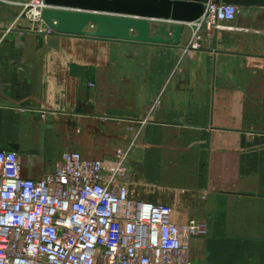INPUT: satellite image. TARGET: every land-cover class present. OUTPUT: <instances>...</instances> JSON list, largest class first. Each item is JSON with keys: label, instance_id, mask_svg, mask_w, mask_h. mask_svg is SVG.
I'll return each mask as SVG.
<instances>
[{"label": "crops", "instance_id": "obj_1", "mask_svg": "<svg viewBox=\"0 0 264 264\" xmlns=\"http://www.w3.org/2000/svg\"><path fill=\"white\" fill-rule=\"evenodd\" d=\"M19 1L0 0V149L21 175L126 149L141 194L204 222L194 264H264V7L160 45L34 30Z\"/></svg>", "mask_w": 264, "mask_h": 264}, {"label": "built area", "instance_id": "obj_2", "mask_svg": "<svg viewBox=\"0 0 264 264\" xmlns=\"http://www.w3.org/2000/svg\"><path fill=\"white\" fill-rule=\"evenodd\" d=\"M45 7L28 0L18 20L41 31ZM238 11L209 1L194 24L211 27ZM125 159L124 150L104 159L65 152L52 171L26 178L20 154L0 149V264H194L190 240L206 233L204 222L141 194Z\"/></svg>", "mask_w": 264, "mask_h": 264}, {"label": "water", "instance_id": "obj_3", "mask_svg": "<svg viewBox=\"0 0 264 264\" xmlns=\"http://www.w3.org/2000/svg\"><path fill=\"white\" fill-rule=\"evenodd\" d=\"M209 1L264 7V0H44L41 19L59 34L177 45L183 26L198 20Z\"/></svg>", "mask_w": 264, "mask_h": 264}, {"label": "rangeland", "instance_id": "obj_4", "mask_svg": "<svg viewBox=\"0 0 264 264\" xmlns=\"http://www.w3.org/2000/svg\"><path fill=\"white\" fill-rule=\"evenodd\" d=\"M27 1H28V0H21V1H19L21 7H22V4L26 3ZM239 13H241V10L239 11ZM17 19H18V17H17ZM22 20H24V21H26V22H29V21H27V20L24 19V18H22ZM29 23H30V22H29ZM217 24H218V22H217ZM212 28H213L212 26H211V27H208L206 24L200 26L199 28H197V26H194V29H196V31H198V30H204V31H206V30H208V29H212ZM122 150L126 151V149H122ZM116 154H117V153H116ZM126 155H127V151H126Z\"/></svg>", "mask_w": 264, "mask_h": 264}, {"label": "bare ground", "instance_id": "obj_5", "mask_svg": "<svg viewBox=\"0 0 264 264\" xmlns=\"http://www.w3.org/2000/svg\"><path fill=\"white\" fill-rule=\"evenodd\" d=\"M36 0H34V2H35ZM212 24V23H211Z\"/></svg>", "mask_w": 264, "mask_h": 264}]
</instances>
